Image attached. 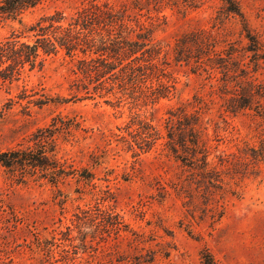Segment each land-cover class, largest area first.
<instances>
[{
	"label": "rangeland",
	"instance_id": "374dc122",
	"mask_svg": "<svg viewBox=\"0 0 264 264\" xmlns=\"http://www.w3.org/2000/svg\"><path fill=\"white\" fill-rule=\"evenodd\" d=\"M97 1L126 5L131 16L147 19V10L132 8V0ZM237 1L264 52V0ZM81 2L43 1L20 21L0 19V42L55 10L68 16ZM194 2L149 13L159 18L153 38L169 53L176 81L167 99L118 102L92 87L88 94L76 60L62 52L46 57L41 68L26 66L11 81L0 78V150L27 145L32 132L56 119L57 157L78 171L53 185L33 176L18 183L0 167V264H201L203 252L213 264H264V118L251 110L225 111L219 69L175 64L170 57L175 39L194 30L212 32L225 41L218 48L232 43L240 54L246 40L237 17L216 20L220 0ZM259 63L254 77L264 85V60ZM40 97L51 101L40 108L28 103ZM259 103L264 113V99ZM180 105L189 112L201 107L208 161L202 173L176 160L163 139L139 152L127 127L139 113L164 135L167 111ZM57 119L72 126L60 129Z\"/></svg>",
	"mask_w": 264,
	"mask_h": 264
},
{
	"label": "trees",
	"instance_id": "16d2710c",
	"mask_svg": "<svg viewBox=\"0 0 264 264\" xmlns=\"http://www.w3.org/2000/svg\"><path fill=\"white\" fill-rule=\"evenodd\" d=\"M43 1L51 0H0V19L20 21L26 10ZM194 1L132 0V8L147 10L146 20H141V13L138 17L131 16L126 5L116 8L97 0H82L81 5L68 16L60 10L42 15L21 30H13L0 42V65L3 66L0 78L11 81L26 66L28 70L41 68L46 57L62 52L76 60V73L80 74L79 81L88 94L89 87H92L94 93L102 96L111 94L118 102L121 98L150 103L167 99L176 91V81L169 70V53L153 38L157 26L155 21L159 18L149 13L151 10L161 12L165 6L178 4L196 7ZM220 2L216 20L222 22V18L230 15L238 18L241 34L246 40L241 47L242 53L232 43L218 48L225 41L218 40L208 30L199 29L176 38L170 57L175 64L190 65L193 62L196 69L205 65L219 69L223 75L224 91L221 93L227 97L225 111L237 114L251 110L264 118V113L259 111V102L264 99V85L256 82L254 77L260 67L259 60H264L261 44L251 33L238 1ZM245 57L250 59L242 63ZM50 101L48 97H40L30 99L28 103L40 108ZM54 102L63 103L66 99L57 98ZM200 109L198 106L189 112L181 105L169 109L164 119V135L153 125L152 119L135 113L127 126H132L135 131V148L139 152H147L159 139H163L167 152L176 160L187 166L196 165L202 173L208 161L201 139ZM57 120L60 129L72 126L66 120ZM55 123L56 119L53 124L32 132L25 146L0 150V167L16 182L25 183L28 177L33 176L57 185L64 177L78 172L57 157ZM132 145L127 146L138 153ZM80 177L92 178L91 175ZM110 217L117 220L115 215ZM117 223L111 222L114 228ZM201 264H213L209 252L202 253Z\"/></svg>",
	"mask_w": 264,
	"mask_h": 264
}]
</instances>
